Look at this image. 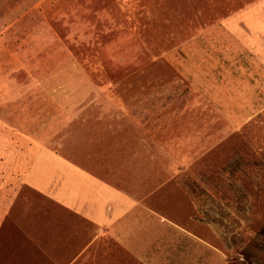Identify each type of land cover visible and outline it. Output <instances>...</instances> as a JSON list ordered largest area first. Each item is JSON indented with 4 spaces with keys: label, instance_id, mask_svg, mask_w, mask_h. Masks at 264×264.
<instances>
[{
    "label": "rangeland",
    "instance_id": "rangeland-1",
    "mask_svg": "<svg viewBox=\"0 0 264 264\" xmlns=\"http://www.w3.org/2000/svg\"><path fill=\"white\" fill-rule=\"evenodd\" d=\"M257 23L264 0H0V263L264 264ZM66 163L148 212L143 246L55 200Z\"/></svg>",
    "mask_w": 264,
    "mask_h": 264
},
{
    "label": "crops",
    "instance_id": "crops-1",
    "mask_svg": "<svg viewBox=\"0 0 264 264\" xmlns=\"http://www.w3.org/2000/svg\"><path fill=\"white\" fill-rule=\"evenodd\" d=\"M255 28L258 36L264 34V25L257 23ZM61 174L62 177L58 183L59 190L53 191V197L57 202L84 217L92 225H95L99 231L116 234L124 228V241L127 246L135 249L143 246L144 239L150 236L148 232L150 230L148 229L150 228L149 225L146 224L145 228L147 229L144 231L131 232L129 226L134 223L136 216L148 212L135 208L130 195L72 163H66V167L63 168ZM10 254L7 257H18L20 251L17 250L15 254L13 253L14 255ZM0 264L8 263L3 260ZM28 264H32V260Z\"/></svg>",
    "mask_w": 264,
    "mask_h": 264
}]
</instances>
